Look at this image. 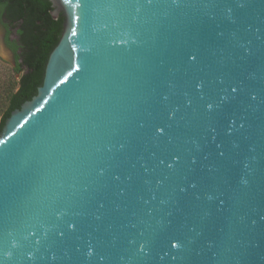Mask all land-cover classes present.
<instances>
[{"label":"water","instance_id":"95a60500","mask_svg":"<svg viewBox=\"0 0 264 264\" xmlns=\"http://www.w3.org/2000/svg\"><path fill=\"white\" fill-rule=\"evenodd\" d=\"M48 1L60 37L0 133V264H264V0Z\"/></svg>","mask_w":264,"mask_h":264},{"label":"trees","instance_id":"16d2710c","mask_svg":"<svg viewBox=\"0 0 264 264\" xmlns=\"http://www.w3.org/2000/svg\"><path fill=\"white\" fill-rule=\"evenodd\" d=\"M48 0H0V21L16 28L19 36L7 44L14 52L12 67L0 69V133L10 113L36 95L41 86L49 53L55 47L62 30V18L51 16ZM20 49V53L16 51Z\"/></svg>","mask_w":264,"mask_h":264},{"label":"flooded vegetation","instance_id":"af4514ba","mask_svg":"<svg viewBox=\"0 0 264 264\" xmlns=\"http://www.w3.org/2000/svg\"><path fill=\"white\" fill-rule=\"evenodd\" d=\"M53 10V9H52ZM51 10V12H52ZM52 16V15H51ZM58 18H62L61 14H59L56 18L54 19H58ZM63 19V18H62ZM63 21V20H62ZM7 23H6V20L2 17L1 21H0V29L2 30L1 32V41L3 42V45L5 47V49H7L10 54L12 55V63L14 62V52L12 50V48L7 44V42L5 41L6 40V36H8V41L9 42H15L17 45H20L19 43V36L17 35V29L16 28H9L7 27ZM20 53V49H18L16 51V54H19Z\"/></svg>","mask_w":264,"mask_h":264},{"label":"rangeland","instance_id":"374dc122","mask_svg":"<svg viewBox=\"0 0 264 264\" xmlns=\"http://www.w3.org/2000/svg\"><path fill=\"white\" fill-rule=\"evenodd\" d=\"M2 30L0 29V69H2L4 72L8 70V67H12V55L10 52L5 49L3 42L1 41V32Z\"/></svg>","mask_w":264,"mask_h":264},{"label":"snow or ice","instance_id":"6c2138e0","mask_svg":"<svg viewBox=\"0 0 264 264\" xmlns=\"http://www.w3.org/2000/svg\"><path fill=\"white\" fill-rule=\"evenodd\" d=\"M233 91H235V89H233Z\"/></svg>","mask_w":264,"mask_h":264}]
</instances>
